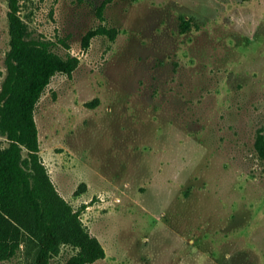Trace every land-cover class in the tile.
I'll return each mask as SVG.
<instances>
[{
    "label": "rangeland",
    "instance_id": "374dc122",
    "mask_svg": "<svg viewBox=\"0 0 264 264\" xmlns=\"http://www.w3.org/2000/svg\"><path fill=\"white\" fill-rule=\"evenodd\" d=\"M20 4L27 38L80 58L71 76L52 78L36 120L54 182L76 209L87 205L83 221L105 246L91 264H264V159L255 146L264 129V0ZM8 11L0 0V89ZM100 24L117 28L116 38L96 35L84 49ZM75 252L64 245L51 264ZM21 261L18 253L0 264Z\"/></svg>",
    "mask_w": 264,
    "mask_h": 264
},
{
    "label": "trees",
    "instance_id": "16d2710c",
    "mask_svg": "<svg viewBox=\"0 0 264 264\" xmlns=\"http://www.w3.org/2000/svg\"><path fill=\"white\" fill-rule=\"evenodd\" d=\"M6 1L10 49L0 89V134L8 144L0 140V261L21 253V264H51L62 247L70 245L76 252L63 264H91L106 256L105 246L83 221L87 205L76 209L54 182L41 155L36 120L37 104L52 78L57 73L71 76L80 58L70 52L59 54L52 40L27 38L20 0ZM106 4L100 8L102 20ZM99 34L115 39L118 29L100 24L88 30L83 48ZM98 100L88 104L95 106ZM255 146L264 159V129ZM86 189L87 183H80L75 195Z\"/></svg>",
    "mask_w": 264,
    "mask_h": 264
}]
</instances>
